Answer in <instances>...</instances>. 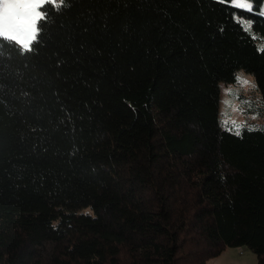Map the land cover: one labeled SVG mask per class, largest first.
Instances as JSON below:
<instances>
[{
  "label": "trees",
  "instance_id": "obj_1",
  "mask_svg": "<svg viewBox=\"0 0 264 264\" xmlns=\"http://www.w3.org/2000/svg\"><path fill=\"white\" fill-rule=\"evenodd\" d=\"M47 11L33 52L0 53V264H209L235 246L264 264V131L220 117L241 69L264 105V40L215 0Z\"/></svg>",
  "mask_w": 264,
  "mask_h": 264
},
{
  "label": "snow or ice",
  "instance_id": "obj_2",
  "mask_svg": "<svg viewBox=\"0 0 264 264\" xmlns=\"http://www.w3.org/2000/svg\"><path fill=\"white\" fill-rule=\"evenodd\" d=\"M67 0H59L61 5H65ZM216 3L225 5L232 9L231 16L234 23L240 27L241 31L251 39H261L252 31V19L246 17L258 15L264 18V0L259 11H256L252 0H215ZM56 3V0H0V53L4 46L16 48L20 54L31 53L34 51V45L39 43V36L42 34L43 26L48 22L47 7ZM243 14V15H241ZM257 51L264 54V44L258 45ZM234 79L241 85L250 83L240 74H236ZM234 99H239L240 94L231 88L226 90ZM224 103L232 106L231 100ZM242 104L253 108L252 100L243 99ZM242 110V109H241ZM222 124L228 131L235 135H241V129L246 131H264V127L258 125L239 124L235 121H223Z\"/></svg>",
  "mask_w": 264,
  "mask_h": 264
},
{
  "label": "rangeland",
  "instance_id": "obj_3",
  "mask_svg": "<svg viewBox=\"0 0 264 264\" xmlns=\"http://www.w3.org/2000/svg\"><path fill=\"white\" fill-rule=\"evenodd\" d=\"M227 73V72H226ZM240 74L250 81L247 85L238 83L234 76ZM221 99H220V117L222 121H235L237 123L264 122V105L260 102L259 91L256 86L254 75L243 69L234 74L228 73L221 76ZM231 88L240 94L239 99H234L226 90ZM243 99L252 100L253 108L242 104ZM226 100L232 101V106L224 103ZM263 106V107H262ZM242 109V110H241ZM209 264H257V254L246 246L227 247L217 256L208 259Z\"/></svg>",
  "mask_w": 264,
  "mask_h": 264
}]
</instances>
